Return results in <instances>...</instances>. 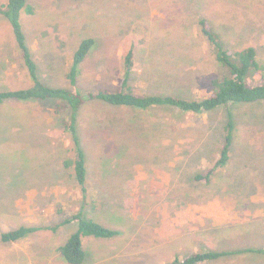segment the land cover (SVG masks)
<instances>
[{"label": "rangeland", "instance_id": "1", "mask_svg": "<svg viewBox=\"0 0 264 264\" xmlns=\"http://www.w3.org/2000/svg\"><path fill=\"white\" fill-rule=\"evenodd\" d=\"M26 6L33 11L21 12L26 43L50 87L71 88L74 56L93 39L79 68L80 92L116 90L132 51L137 93L205 97L211 81L228 72L202 34V19L227 49L252 47L264 66V0H27ZM31 86L12 27L0 15V91ZM56 104H0V235L41 228L18 243L0 242V264H68L59 248L76 224L62 223L77 214L120 232L86 237L83 264H168L207 251L232 254L205 264H264V102L231 105L237 126L231 159L209 184L195 175L207 174L220 157L226 108L187 114L85 104L76 129L87 156L86 198L65 166L75 159L73 136L62 125L72 113L53 117ZM204 230L209 235L200 236Z\"/></svg>", "mask_w": 264, "mask_h": 264}, {"label": "trees", "instance_id": "2", "mask_svg": "<svg viewBox=\"0 0 264 264\" xmlns=\"http://www.w3.org/2000/svg\"><path fill=\"white\" fill-rule=\"evenodd\" d=\"M27 0H8L5 4H0V15L4 16L10 23L14 36L17 40L21 55L29 70L32 86L28 89L0 91V104L19 101H55L56 107L53 117H58L64 110L71 111V117L64 118L62 125L73 136L75 143V159L66 160L65 166L73 168L77 178V185L81 190L83 198L87 197V156L81 147L80 138L76 129V120L82 107L89 102H103L114 107H128L138 110H148L151 107L177 108L182 113L205 114L219 108L228 110V120L225 125L224 144L220 157L207 174L198 173L195 180L211 183L217 171L226 167L231 159L232 148L236 139L237 126L230 112L231 105L252 104L264 102V66L260 64L257 52L249 47L241 51L232 52L227 49L222 39L215 34L208 21L202 19L200 27L202 34L208 43L213 47L218 64L225 68L228 75L222 79L211 81L212 92L200 99H184L173 96H146L137 93L131 86V74L134 69L135 54L129 51L125 58V73L120 85L116 90H103L99 92L83 93L79 91L78 79L80 65L84 62L95 41L85 40L74 56L73 63L67 73V80L71 88H54L46 85L38 76V70L33 61L32 53L26 43V37L21 24V12L26 9L32 13V9L26 6ZM76 224V228L67 241L59 248V252L68 264H83L86 253L84 250V240L86 237H96L99 239H110L120 234L119 231L107 228L100 223L85 219L82 214L74 215L62 223V226ZM59 226L49 227L53 232ZM41 231L37 227H21L17 230L2 232L0 242L4 244L18 243L29 238L33 234ZM230 252L207 251L192 254L183 260L175 259L168 264H201L214 261L220 257L231 255Z\"/></svg>", "mask_w": 264, "mask_h": 264}, {"label": "crops", "instance_id": "3", "mask_svg": "<svg viewBox=\"0 0 264 264\" xmlns=\"http://www.w3.org/2000/svg\"><path fill=\"white\" fill-rule=\"evenodd\" d=\"M184 230H185V228H184ZM189 230H190V228H189ZM207 231H208V230H204V231L202 232V234H199V235H200V236H201V235H203V236H207V235H209V234H206V233H205V232H207ZM216 233H217V232H216ZM216 233H215V234H216ZM191 234H192V233H188V231H187V232L184 233V236L187 235V236L191 237ZM210 234H213V233H210ZM195 236H197V235H195ZM229 252L231 253V251H229ZM240 253H241V252H240ZM220 258H221V257H220ZM217 260H218V259H217ZM201 264H205V262H204V263H201Z\"/></svg>", "mask_w": 264, "mask_h": 264}]
</instances>
